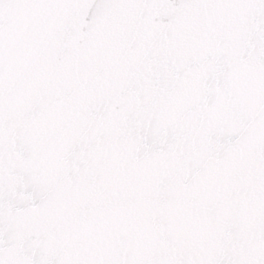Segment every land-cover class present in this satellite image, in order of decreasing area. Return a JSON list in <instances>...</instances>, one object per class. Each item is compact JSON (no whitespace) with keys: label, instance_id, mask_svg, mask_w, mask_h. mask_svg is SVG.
<instances>
[{"label":"water","instance_id":"95a60500","mask_svg":"<svg viewBox=\"0 0 264 264\" xmlns=\"http://www.w3.org/2000/svg\"><path fill=\"white\" fill-rule=\"evenodd\" d=\"M261 259L264 0H0V264Z\"/></svg>","mask_w":264,"mask_h":264},{"label":"snow or ice","instance_id":"6c2138e0","mask_svg":"<svg viewBox=\"0 0 264 264\" xmlns=\"http://www.w3.org/2000/svg\"><path fill=\"white\" fill-rule=\"evenodd\" d=\"M9 7H11V8H21V7H24V5L11 4V5H9ZM222 264H223V262H222ZM229 264H232V262H229ZM240 264H264V259H261V260H244V261H240Z\"/></svg>","mask_w":264,"mask_h":264}]
</instances>
